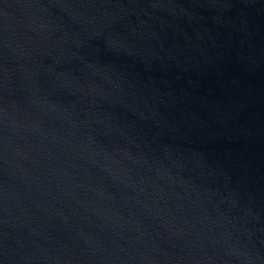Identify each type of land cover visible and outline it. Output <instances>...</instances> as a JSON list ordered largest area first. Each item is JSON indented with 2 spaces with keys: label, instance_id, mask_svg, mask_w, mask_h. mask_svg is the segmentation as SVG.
<instances>
[{
  "label": "water",
  "instance_id": "obj_1",
  "mask_svg": "<svg viewBox=\"0 0 264 264\" xmlns=\"http://www.w3.org/2000/svg\"><path fill=\"white\" fill-rule=\"evenodd\" d=\"M0 264H264V0H0Z\"/></svg>",
  "mask_w": 264,
  "mask_h": 264
}]
</instances>
